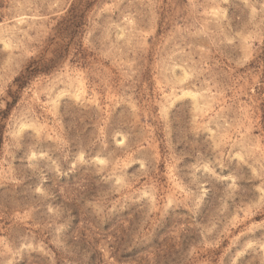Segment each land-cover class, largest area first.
<instances>
[{
	"label": "rangeland",
	"instance_id": "374dc122",
	"mask_svg": "<svg viewBox=\"0 0 264 264\" xmlns=\"http://www.w3.org/2000/svg\"><path fill=\"white\" fill-rule=\"evenodd\" d=\"M1 138L0 264H264V0H0Z\"/></svg>",
	"mask_w": 264,
	"mask_h": 264
},
{
	"label": "trees",
	"instance_id": "16d2710c",
	"mask_svg": "<svg viewBox=\"0 0 264 264\" xmlns=\"http://www.w3.org/2000/svg\"><path fill=\"white\" fill-rule=\"evenodd\" d=\"M46 70V69H45ZM29 72V71H28ZM30 79V76L29 75H25V74H22L18 79H16V84L18 85L19 89L21 88H24L27 84H29V80ZM11 104H7V112L9 111V109L12 107L10 106ZM5 112V114L7 113ZM2 141V138L0 139V142Z\"/></svg>",
	"mask_w": 264,
	"mask_h": 264
}]
</instances>
